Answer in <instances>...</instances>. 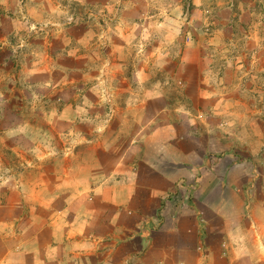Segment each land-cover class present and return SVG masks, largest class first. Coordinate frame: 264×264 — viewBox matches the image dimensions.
I'll return each mask as SVG.
<instances>
[{
	"label": "rangeland",
	"instance_id": "1",
	"mask_svg": "<svg viewBox=\"0 0 264 264\" xmlns=\"http://www.w3.org/2000/svg\"><path fill=\"white\" fill-rule=\"evenodd\" d=\"M263 148L264 0H0V205Z\"/></svg>",
	"mask_w": 264,
	"mask_h": 264
},
{
	"label": "crops",
	"instance_id": "2",
	"mask_svg": "<svg viewBox=\"0 0 264 264\" xmlns=\"http://www.w3.org/2000/svg\"><path fill=\"white\" fill-rule=\"evenodd\" d=\"M144 153L121 156L119 179L54 216L10 193L0 264H264V148L244 160L198 157L176 177Z\"/></svg>",
	"mask_w": 264,
	"mask_h": 264
}]
</instances>
